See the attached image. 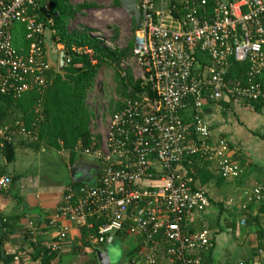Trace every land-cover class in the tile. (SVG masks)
I'll return each mask as SVG.
<instances>
[{"label":"built area","instance_id":"built-area-1","mask_svg":"<svg viewBox=\"0 0 264 264\" xmlns=\"http://www.w3.org/2000/svg\"><path fill=\"white\" fill-rule=\"evenodd\" d=\"M51 1L0 0V97L18 99L29 91L42 96L58 71L65 49L55 36L60 12ZM135 1L141 26L133 34V70L155 97H127L119 111H110L100 143L97 139L82 152L100 162L101 172L93 183L65 187L62 203L47 218L58 230L46 248L56 251L66 239L67 227L57 226L65 217L78 228L85 226L90 246L103 243L110 232L126 230L142 238L146 264H157L158 252L172 264H199L198 255L212 247L213 234L207 228L189 231L186 221L211 203L181 167L192 165L195 156L213 165L225 181L243 172L231 158L229 142L213 138L202 111L206 103L224 97L264 101V0H213L210 11L208 0ZM173 9L177 18L169 13ZM17 23L25 29L26 45L19 47L11 31ZM70 49L92 52L75 45ZM69 61L66 54L65 65ZM233 61L247 65V85L227 77ZM40 108L39 99L35 112ZM38 118L29 127L0 118V151L17 135L36 139ZM9 184V177H0V189ZM249 194L263 200L264 185L256 184Z\"/></svg>","mask_w":264,"mask_h":264},{"label":"crops","instance_id":"crops-1","mask_svg":"<svg viewBox=\"0 0 264 264\" xmlns=\"http://www.w3.org/2000/svg\"><path fill=\"white\" fill-rule=\"evenodd\" d=\"M45 38L51 45L48 33ZM232 103L239 106L232 111L233 115L241 110L254 115L255 111L251 108L230 99L206 103L202 115L210 126L213 138L221 137L229 142L232 160L243 169L240 177L221 180L214 166L205 161H196L193 167H181L188 180L194 169L201 166L213 176L205 183L199 178L192 180L194 187H200L207 193L211 203L205 212L190 214L186 221L189 231L207 228L213 234L212 247L198 255L199 264H236L238 260L247 264H264V199L252 200L249 194L256 184L264 185V145L254 154L241 153L240 142L236 139L247 135L242 127L246 122H232L229 133L235 136L224 127L227 123L225 112ZM252 121L256 122L255 118ZM250 129L252 134L264 136V128L257 130L251 126ZM12 143L14 159L11 162L7 163L0 153V177L10 178L9 186L0 193V221H8L1 230L4 244L0 251L14 255V260L8 264H99L96 251L104 249L108 251L109 264H146L143 257L145 246L139 235L129 234L126 230L113 235L109 233L103 243L90 246L85 241L86 236H82L81 230L87 233L85 226L78 228L65 217L58 219L57 226L67 227V237L58 250L48 251L46 247L55 239L58 227L49 226L46 221L54 216L62 203L65 187L73 183L71 167L85 169L91 177L88 183H93L101 172L100 162L92 156H89L92 160H88V155L83 153L77 154L71 162L67 151L55 150L62 153L61 156L58 154L57 160L65 168L64 175L59 178L45 170L49 164L44 167L40 162L43 157L50 156L52 149L39 144L37 138L23 135H17ZM9 164H12V172L7 170ZM242 219L245 221L241 222ZM30 222H33L32 225ZM157 264L172 263L158 252Z\"/></svg>","mask_w":264,"mask_h":264},{"label":"trees","instance_id":"trees-1","mask_svg":"<svg viewBox=\"0 0 264 264\" xmlns=\"http://www.w3.org/2000/svg\"><path fill=\"white\" fill-rule=\"evenodd\" d=\"M114 2L116 5H119L118 0H114ZM213 3V0H208V11L212 9ZM85 7H88V5L79 4L71 7L67 4V0L51 1V8L60 12L59 17L54 20L53 29L55 30V36L57 35L59 41L64 45L65 53L68 54L70 61L63 67L62 71H57L53 74L52 81L45 89L43 95L40 96L35 91H29L18 99L5 96L0 97V118L9 122L21 121L25 126L29 127L32 121L36 117H39L36 121L38 143L49 149L67 151L71 162L77 154H82L84 149L89 148L97 140V138H92L90 132L89 122L91 115L86 108L85 99L87 90L92 85L98 69L104 64L118 66L122 59L132 54L133 48V41L129 42L126 48L111 49L105 45H101L99 41L86 33L69 32L66 26L68 18ZM169 11L172 17L177 18L179 16L174 9ZM133 27L135 30L134 22ZM11 31L15 47L26 45L23 25L19 23L14 24ZM115 33H118V29H115ZM72 45L90 48L92 51L91 55L71 51ZM246 71V64L233 61L230 63L226 74L228 78H234L239 80L242 85H247L248 78ZM115 79L124 98L132 97L141 100L143 95L149 99L155 97V93L149 88V85L143 82L142 79H134L130 71L125 72L117 67ZM39 99L41 100V108L39 113H36L37 100ZM121 100L113 103L111 111H119L121 109ZM223 100H225V97ZM230 100L241 103L255 112H258L264 106V101L258 99L241 100L236 96H232ZM0 153L7 163L11 162L14 159L13 143H6ZM190 158L193 161L192 165L183 162L184 166H195L196 157L192 156ZM113 164L115 165L116 163ZM194 170L192 169L194 174L189 179L192 186V180L195 178H199L202 183H205L213 177L205 171L203 166ZM98 173L100 174V172ZM220 179L223 180L221 177ZM72 186L78 188L80 184L72 183ZM2 189H0V193H3ZM7 222L0 221V250H2L4 244V233H1V230ZM81 231L82 236H86L85 230ZM13 260L14 255L0 251L1 264H8Z\"/></svg>","mask_w":264,"mask_h":264},{"label":"rangeland","instance_id":"rangeland-1","mask_svg":"<svg viewBox=\"0 0 264 264\" xmlns=\"http://www.w3.org/2000/svg\"><path fill=\"white\" fill-rule=\"evenodd\" d=\"M67 4L71 7H75L79 4L88 5V7L80 9L68 18L66 26L69 32L76 31L86 33L99 41L101 45H105L111 49L126 48L129 42L133 41L134 27L132 19L124 8L115 4L114 0H67ZM98 12L101 14L106 13L108 16L105 18H97L95 13ZM115 29H118V33H115ZM51 46L52 45L46 44L50 57L52 51ZM117 67L125 72L130 71L134 79H141L138 72L133 70L136 64L132 54L122 59L118 66L104 64L98 69L92 85L87 90L85 104L91 115L89 122L90 131H92L99 143L101 136L103 137L105 134L106 120L110 115L111 106L113 103L124 98L120 93L121 89H119L115 79V70ZM238 107L239 106L235 103L230 104V108L225 112L227 123L224 127L226 131L229 130V133L231 132L230 127L232 122L236 121L238 124H240V120L246 122L242 127L247 135L238 136L239 138L236 137V140L240 142L239 148L243 155L248 152L254 154L258 148L264 145V136H260L259 133L252 134V129L250 128L251 126H254L257 130L264 128V106L261 107L258 112H254V115L249 114L246 110H241L242 112L239 110V114L233 115L232 111H236ZM253 118H255L256 122L252 121ZM231 135L235 136L234 133ZM56 153L57 152L52 149L50 156L43 157V160H40V162L43 163L42 165H44V167L49 164L45 167L47 168L45 170L50 171L51 175L53 174L60 178L65 172V168L63 164L57 160L62 153ZM86 158L92 160L89 156H86ZM51 164L53 165L51 166ZM12 169V164H9L7 170L12 172ZM113 234L114 232H110V235Z\"/></svg>","mask_w":264,"mask_h":264},{"label":"water","instance_id":"water-1","mask_svg":"<svg viewBox=\"0 0 264 264\" xmlns=\"http://www.w3.org/2000/svg\"><path fill=\"white\" fill-rule=\"evenodd\" d=\"M119 5L126 10V12L130 15L132 18L135 28H140L141 26V16L136 4L135 0H118ZM66 57V53L62 50L59 53V58H58V71H62L63 67L65 66L64 63V58ZM79 169V171L77 169ZM71 177L73 183H88L91 181V177L88 175L87 171L83 168L80 167H71L70 170ZM80 174V175H79ZM96 256L98 259L99 264H109L110 259L108 255V251L106 249L102 250H97L96 251Z\"/></svg>","mask_w":264,"mask_h":264},{"label":"bare ground","instance_id":"bare-ground-1","mask_svg":"<svg viewBox=\"0 0 264 264\" xmlns=\"http://www.w3.org/2000/svg\"><path fill=\"white\" fill-rule=\"evenodd\" d=\"M95 16H97V18H105L108 16V14H106V13L101 14L100 12H98V13H95ZM100 171H101V169H100Z\"/></svg>","mask_w":264,"mask_h":264}]
</instances>
